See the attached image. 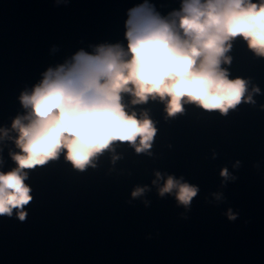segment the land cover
Returning a JSON list of instances; mask_svg holds the SVG:
<instances>
[{
    "label": "water",
    "instance_id": "obj_1",
    "mask_svg": "<svg viewBox=\"0 0 264 264\" xmlns=\"http://www.w3.org/2000/svg\"><path fill=\"white\" fill-rule=\"evenodd\" d=\"M146 2L167 17L182 0H0V129L26 115L19 97L49 68L100 45L126 50L129 11ZM227 55L229 79L260 89L255 104L227 115L184 105L167 117L163 103L132 106L125 96L157 129L151 149L117 143L84 171L63 153L27 170L26 219L0 216V264H264V58L239 38ZM17 151L0 141V171L16 167ZM168 176L199 189L187 209L159 195ZM137 188L147 191L134 198Z\"/></svg>",
    "mask_w": 264,
    "mask_h": 264
},
{
    "label": "clouds",
    "instance_id": "obj_2",
    "mask_svg": "<svg viewBox=\"0 0 264 264\" xmlns=\"http://www.w3.org/2000/svg\"><path fill=\"white\" fill-rule=\"evenodd\" d=\"M126 27V50L119 44L100 45L95 54L81 50L71 63L49 68L31 92L21 93L26 115H18L10 130L0 129V141L12 140L18 149L9 153L16 167L0 171V216L11 217L15 210L20 221L26 219L23 209L32 200L27 170L62 153L84 171L117 143L137 154L148 152L157 129L147 111L140 118L129 111L125 96L132 106L159 101L167 117L183 113L184 105L227 115L242 102L255 104L253 94L260 89L249 92V81L229 79L222 65H231L227 54L238 38L264 58V0H182L180 10L167 17L146 2L129 11ZM221 176L229 178L227 169ZM162 179L157 172L152 183ZM182 179L168 176L159 195L174 193L187 209L199 189ZM145 191L137 188L132 196Z\"/></svg>",
    "mask_w": 264,
    "mask_h": 264
}]
</instances>
